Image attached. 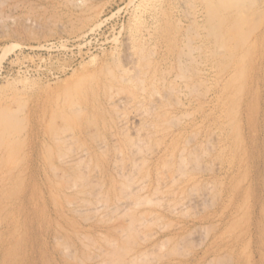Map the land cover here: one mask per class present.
<instances>
[{
  "label": "rangeland",
  "instance_id": "obj_1",
  "mask_svg": "<svg viewBox=\"0 0 264 264\" xmlns=\"http://www.w3.org/2000/svg\"><path fill=\"white\" fill-rule=\"evenodd\" d=\"M0 264H264V0H0Z\"/></svg>",
  "mask_w": 264,
  "mask_h": 264
}]
</instances>
